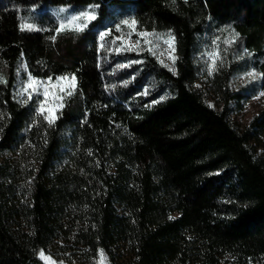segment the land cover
Wrapping results in <instances>:
<instances>
[{"label": "trees", "instance_id": "16d2710c", "mask_svg": "<svg viewBox=\"0 0 264 264\" xmlns=\"http://www.w3.org/2000/svg\"><path fill=\"white\" fill-rule=\"evenodd\" d=\"M42 4L98 5L97 19L53 41L60 19ZM129 17L136 30L121 25L135 40L172 30L178 74L147 49L116 51L125 42L114 30ZM217 37L223 66L210 80L221 109L194 86ZM22 63L38 79L77 77L52 126L33 125L14 99ZM253 69L264 73V0H0V153L39 163L0 156V264H46L42 250L83 264L100 250L113 264L124 254L132 264H264V155L253 144L264 106L245 129L231 120L243 98L232 78Z\"/></svg>", "mask_w": 264, "mask_h": 264}, {"label": "snow or ice", "instance_id": "6c2138e0", "mask_svg": "<svg viewBox=\"0 0 264 264\" xmlns=\"http://www.w3.org/2000/svg\"><path fill=\"white\" fill-rule=\"evenodd\" d=\"M175 3V0H173ZM97 8L98 5H90L86 10L80 11L79 13L71 14L66 18H62L60 20L59 26L54 29L55 35L51 36V40H55L56 36L60 33L64 32L65 30H70L74 33H82L89 28V24L92 21L97 19ZM69 11L68 7H61L58 10L57 15L59 16L60 13H66ZM122 25H126L130 30L135 31L137 27V21L135 19H124L120 22V24L116 25V30L119 31ZM21 30H28V31H39L34 24L31 23H24L20 26ZM111 30L102 31L99 33L100 41V48L103 49L105 44L103 43L104 38L110 34ZM132 32H129V36ZM136 35L138 39L135 44H122L120 48H117L116 51H140L143 50L141 48V40L143 41V45L147 46V50L152 52V55H156V52L153 51L154 47H159V42L163 41L164 44L167 45V57L170 63H165L164 60H160V63L166 67L170 72L173 74H178L176 63L179 57L175 55L176 47H175V40L176 37L172 33V30H168L165 34L156 33L155 30L152 32L148 31H140L137 32ZM167 37L164 39V37ZM239 38V33L233 32L231 38L226 41L227 44L231 45L236 42ZM117 40L121 39V37H117ZM219 37L213 41V45L215 50L210 51L207 53L209 58L208 68H207V75L212 76L215 72L219 70L220 67L223 66V57L220 55L219 51ZM163 55V53H161ZM245 55H251L247 49H244ZM243 58V57H241ZM159 59V58H158ZM133 63H138L135 61ZM129 65H118V67H128ZM248 77L252 80H256L259 78L264 77V73H257L255 69L246 73ZM62 82H67V87H63ZM7 83V80L0 76V84ZM77 77L73 73L70 77L67 75L59 76L56 78V83H53V78L48 77L47 79H38L33 77L30 73L27 76V80L25 83L22 84L21 88L18 90L16 97L18 98L19 102L22 105H29L30 103H36V114L41 116L43 120H45L48 126H52L55 124L56 120L59 119V116L56 115L63 107V100L65 96H72L73 93L77 89ZM127 83V82H126ZM114 87V86H113ZM196 87H200V85H196ZM57 89L56 93L52 92V89ZM147 94V91L144 93ZM260 96H264V91L260 92L257 96H254L253 99H259ZM42 97V98H41ZM166 97H161L160 100L165 99ZM54 100V103H53ZM160 101H154L153 103H159ZM2 118V117H0ZM91 154V150H90ZM169 219H174L173 217H169ZM101 256H103V250H100ZM41 257H44L43 250L40 252ZM48 259V257H44ZM62 264V262H61ZM103 264V262H101Z\"/></svg>", "mask_w": 264, "mask_h": 264}, {"label": "rangeland", "instance_id": "374dc122", "mask_svg": "<svg viewBox=\"0 0 264 264\" xmlns=\"http://www.w3.org/2000/svg\"><path fill=\"white\" fill-rule=\"evenodd\" d=\"M41 6H43V8L54 13L56 16H58L57 15L58 10L61 7H68L69 8L68 12L59 14L58 17L60 20L62 18H66L70 16L71 14L79 13L80 11L86 10L89 7V6H76V5H55V4H42ZM126 19L131 20L132 18L129 17ZM148 32H152V31H148ZM159 34H165V33H159ZM114 36H115V39L113 41L117 40L116 39L117 37H121V39L119 40L124 41L125 44H135L137 41L132 36H129L126 34V30L122 27V25L119 31H117L115 28ZM166 38L167 37L165 36L164 39ZM141 48L147 49V46L143 45L142 40H141ZM153 51L156 52V56L160 60H164L166 64L170 63L167 57V45L164 44L163 41H160L159 47H154ZM161 53H163V55ZM207 53L208 52H205L198 61L199 75H198L197 81L194 83V86L196 87V85H200V87H197V88L204 92V95L206 99L208 100V102L215 108L221 109L223 106L222 98L220 94L215 90V87H214L215 85H213L214 83L211 82L210 80L211 76L207 75V68H208V63H209V58L207 56ZM175 55L177 56L176 52H175ZM246 73L248 72H242V73L235 74L230 84L232 92L240 93L242 94V97H243L240 100H233L231 102V107H232L231 120L240 129H245L247 126H249L251 124V121L261 111V109L264 106V96H260L259 99H253L254 96H257L260 92L264 91V89L262 88L261 78L252 80L250 77L246 75ZM28 74L29 73L26 72L25 64L22 63L20 65L18 80H17L15 89H14L15 97L17 95L18 90L21 88L22 84L26 82ZM67 76L70 77L71 75H67ZM57 77H53V83H56ZM61 86L67 87V82H62ZM56 91L57 89L55 88L52 89L53 93H56ZM67 98L68 96L64 97V100H63L64 105H65ZM16 100L19 102L18 98H16ZM53 103H54V100H53ZM22 106H27L33 110V116H34L32 120L33 125L38 124L40 119L43 120L41 116H38L36 114V103L35 102L30 103L29 105H22ZM60 111L57 112L56 115L59 116ZM253 144H254L255 150L259 154L264 155V135L259 137L258 139H255L253 141ZM21 150L22 149H19L16 152L15 150H12V149H6L0 153V156L1 158L6 157V158L14 159L16 161H19V160L23 161L22 160L23 157L24 158L26 157L27 159L26 165L29 167V169H35V167L38 166L39 164L36 158L32 157V155L21 156L20 155ZM39 257L46 264H61V262L62 264H83L80 262H68L66 260L57 259L52 253H46V252H44V257H48V259L41 257L40 253H39ZM101 262H103V264H113L105 252H103V256H101V254L99 253L97 258L91 264H101ZM116 264H132V262L130 260V256L128 254H124V257L120 261H118Z\"/></svg>", "mask_w": 264, "mask_h": 264}]
</instances>
